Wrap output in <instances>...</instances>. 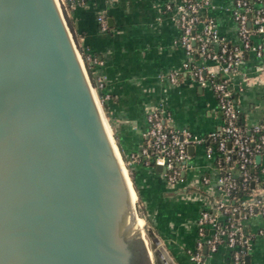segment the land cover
<instances>
[{
    "label": "water",
    "instance_id": "95a60500",
    "mask_svg": "<svg viewBox=\"0 0 264 264\" xmlns=\"http://www.w3.org/2000/svg\"><path fill=\"white\" fill-rule=\"evenodd\" d=\"M101 95L57 0H0V264H177L132 202Z\"/></svg>",
    "mask_w": 264,
    "mask_h": 264
},
{
    "label": "crops",
    "instance_id": "0c3cea01",
    "mask_svg": "<svg viewBox=\"0 0 264 264\" xmlns=\"http://www.w3.org/2000/svg\"><path fill=\"white\" fill-rule=\"evenodd\" d=\"M177 2L82 0L81 4L68 5L66 16L77 45L92 57L96 80L103 79L99 97L114 139L129 161L136 196L151 226L177 264H196L188 255L197 240L195 220L202 210L219 215L216 203L221 193L216 180L220 168L215 156H206L204 144L188 146V156L181 167L182 181L175 184H169L162 171L145 165L140 157L130 161L131 154L138 153L147 141L146 113L151 108L166 112L168 125L186 127L199 136L221 125V113L209 88L198 85L188 75L176 84L166 79L187 59L179 43L174 11L165 7ZM232 2L211 0L213 7L203 9L202 16L214 19L223 40L237 44L236 24L230 12ZM98 16L104 18L106 30L101 29ZM261 63L253 54H246L231 77L240 123L247 132L264 113V73L256 69ZM243 74L247 81H242ZM255 165L258 172L264 170V154ZM259 175L257 187L264 185V171ZM263 226L260 215L244 221L245 233L252 236L246 264H264V237L256 235ZM201 253L204 264H233L231 250L224 244L214 252L203 248Z\"/></svg>",
    "mask_w": 264,
    "mask_h": 264
},
{
    "label": "built area",
    "instance_id": "2783aa9c",
    "mask_svg": "<svg viewBox=\"0 0 264 264\" xmlns=\"http://www.w3.org/2000/svg\"><path fill=\"white\" fill-rule=\"evenodd\" d=\"M57 2L66 13L68 5L81 4L82 0ZM165 7L174 11L173 19L180 31L179 43L187 56L179 68L166 75V79L176 84L188 75L198 85L209 88L221 113V125L218 130L199 136L186 127L168 125L167 113L151 108L146 113L147 141L138 153L131 154L130 161L138 156L145 165L162 167L166 181L175 184L182 181L181 167L188 156V146L204 144L206 156H215L220 168L216 180L221 193L216 203L219 215L200 211L195 220V249L188 252L189 258L196 264H204L201 250L206 248L214 252L224 244L231 250L233 264H246L252 236L245 234L244 221L260 215L264 222V185L257 187L255 184L264 170L254 176L250 172L256 166L255 156L264 154V113L261 121L247 132L240 123L231 77L246 54L262 60L256 69L264 73V0H233L230 12L236 24L237 44L223 40L214 19L202 16L203 9L213 7L211 0H178ZM97 20L101 29L106 30L104 18L98 16ZM86 59L91 60V57L88 55ZM96 81L101 89L103 79L98 77ZM242 81H247L245 74ZM124 163L129 166L128 160ZM206 182L208 179L205 178ZM238 188L247 191L242 198L235 195ZM256 235L264 237V226L256 231Z\"/></svg>",
    "mask_w": 264,
    "mask_h": 264
},
{
    "label": "trees",
    "instance_id": "16d2710c",
    "mask_svg": "<svg viewBox=\"0 0 264 264\" xmlns=\"http://www.w3.org/2000/svg\"><path fill=\"white\" fill-rule=\"evenodd\" d=\"M64 13H65V12H64ZM65 15H66V13H65ZM67 22H68V20H67ZM68 25H69V22H68ZM72 33H73V32H72ZM73 37H74V35H73ZM74 40H75V42H76V44H77V40L75 39V37H74ZM77 46H78V45H77ZM78 49H79L80 54H81V56H82V58H83V60H84L85 68H86V70H87V72H88L89 78L91 79L92 82H94V81L96 80V75H94V72H93V68H94V66H93L92 60H87V59H86V57L89 55V53L83 51L81 48H79V46H78ZM89 56H90V55H89ZM90 57H91V56H90ZM91 58H92V57H91ZM100 90H102V87H101ZM102 106H103V109L105 110V106H104L103 104H102ZM121 154H122V153H121ZM122 158H123V160H124L125 162L127 161V160L123 157V155H122ZM233 162H234V160H233ZM127 168H128V167H127ZM128 172H129V179H131L130 181H132L133 188H134L136 194L138 195L137 190H136V187H135V184H134V181H133V177H132V175H131V172H130L129 168H128ZM250 172H251V174H252L253 176H254L255 174H257L258 171H257V169H256V166L252 167V168L250 169ZM255 184L258 185L259 182H255ZM248 189H250V185H249V184H248ZM246 193H247L246 190H243V189H241V188H238L237 191L235 192V195H236L237 198H242ZM245 234L247 235V233H245Z\"/></svg>",
    "mask_w": 264,
    "mask_h": 264
},
{
    "label": "bare ground",
    "instance_id": "6f19581e",
    "mask_svg": "<svg viewBox=\"0 0 264 264\" xmlns=\"http://www.w3.org/2000/svg\"><path fill=\"white\" fill-rule=\"evenodd\" d=\"M96 100H97V98H96ZM98 102V101H97ZM99 104V103H98ZM100 106V105H99ZM105 123V126H106V129H107V132H108V134L110 135V137H111V133H110V128L108 127V125H107V122L105 121L104 122ZM111 140H112V143H113V145H114V149H115V151H116V154H117V156H118V159H119V162H120V165H121V167H122V169H123V172H124V175H125V177H126V181H127V183H128V187H129V189H130V194H131V199H132V202H134V204L136 203V199H135V191H134V189H132V186H131V181H130V179H129V176L127 175V169L125 168V166H124V163L122 162L123 160H122V158H121V156H120V153H119V151H118V148H117V146L115 145V143H114V140L111 138ZM143 222H144V224H145V220L143 219V218H141L139 215H137V218H136V221H135V226H136V228H137V230L140 232V235H142V237L144 238V240H145V242H146V245L148 246V252H149V256H150V258L152 259V253H151V250H150V248H149V243H148V240H147V238H146V236H145V233H144V224H143Z\"/></svg>",
    "mask_w": 264,
    "mask_h": 264
},
{
    "label": "rangeland",
    "instance_id": "374dc122",
    "mask_svg": "<svg viewBox=\"0 0 264 264\" xmlns=\"http://www.w3.org/2000/svg\"><path fill=\"white\" fill-rule=\"evenodd\" d=\"M61 8H62V7H61ZM62 12H63V14H64L65 20L67 21V16L65 15L63 9H62ZM76 45H77V44H76ZM77 49H78V46H77ZM78 50H79V49H78ZM79 52H80V51H79ZM98 102H99L100 106L103 107V106H102L101 98H100L99 96H98ZM102 110H103L104 115H105L106 113H105L104 109H102ZM105 116H106V115H105ZM122 162H123V161H122ZM127 175H128V172H127ZM128 176H129V175H128ZM131 186H132V183H131ZM132 189H133V186H132ZM135 196H136V193H135ZM135 199H136V203H135L136 209H137L138 207H140V208L144 211V213H145V215H146L147 222H148V224L151 226L150 220H149V218H148V215L146 214V211H145L143 205L141 204V202H140V200L138 199L137 196L135 197ZM143 224H144V222H143ZM150 264H151V263H150Z\"/></svg>",
    "mask_w": 264,
    "mask_h": 264
}]
</instances>
